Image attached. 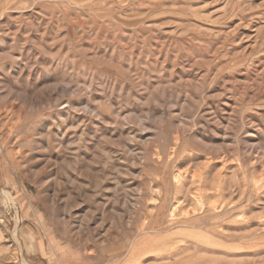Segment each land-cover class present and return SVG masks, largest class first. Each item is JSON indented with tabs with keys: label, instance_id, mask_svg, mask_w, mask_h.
I'll return each mask as SVG.
<instances>
[{
	"label": "rangeland",
	"instance_id": "1",
	"mask_svg": "<svg viewBox=\"0 0 264 264\" xmlns=\"http://www.w3.org/2000/svg\"><path fill=\"white\" fill-rule=\"evenodd\" d=\"M263 226L264 0H0V264H264Z\"/></svg>",
	"mask_w": 264,
	"mask_h": 264
},
{
	"label": "bare ground",
	"instance_id": "2",
	"mask_svg": "<svg viewBox=\"0 0 264 264\" xmlns=\"http://www.w3.org/2000/svg\"><path fill=\"white\" fill-rule=\"evenodd\" d=\"M178 176V175H177ZM152 201V200H151ZM176 201V200H175ZM208 201H209V199H208ZM208 201H206L205 199H203L202 197H198L197 198V207H192L191 209H190V214H193V215H197V214H201V213H203L204 211H205V207H208V208H211L214 212H219V211H221L222 209V205L221 204H216V202H212L211 200H210V202H208ZM207 203V204H206ZM179 205H180V201H179V199L177 200V202L175 203V205L173 206V208L171 207L170 209H172L171 210V213H173L178 207H179ZM187 209H189V208H187ZM186 209V210H187ZM183 213V212H182ZM186 213H189L188 211H186ZM191 216V215H190ZM263 228H264V226H263ZM194 235L195 236H197L196 237V239L198 240V239H200V240H202L203 242H206V240H207V238H208V236L204 233V232H202V231H199V232H196V233H194ZM201 237V238H200ZM214 242H218L216 239L215 240H213ZM260 245V244H259ZM169 252H171V251H169Z\"/></svg>",
	"mask_w": 264,
	"mask_h": 264
}]
</instances>
